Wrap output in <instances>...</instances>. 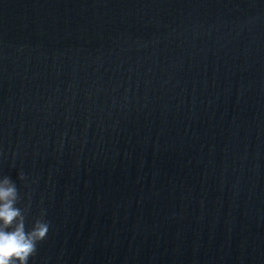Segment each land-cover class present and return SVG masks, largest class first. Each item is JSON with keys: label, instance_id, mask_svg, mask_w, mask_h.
I'll list each match as a JSON object with an SVG mask.
<instances>
[{"label": "water", "instance_id": "water-1", "mask_svg": "<svg viewBox=\"0 0 264 264\" xmlns=\"http://www.w3.org/2000/svg\"><path fill=\"white\" fill-rule=\"evenodd\" d=\"M4 177L28 264H264V0H0Z\"/></svg>", "mask_w": 264, "mask_h": 264}, {"label": "clouds", "instance_id": "clouds-1", "mask_svg": "<svg viewBox=\"0 0 264 264\" xmlns=\"http://www.w3.org/2000/svg\"><path fill=\"white\" fill-rule=\"evenodd\" d=\"M19 201L16 184L9 177L0 180V264H28L49 231V224L41 219L26 231L24 210L16 206Z\"/></svg>", "mask_w": 264, "mask_h": 264}]
</instances>
